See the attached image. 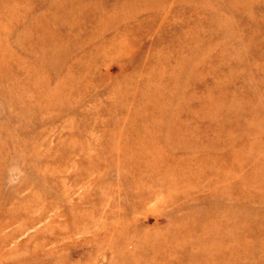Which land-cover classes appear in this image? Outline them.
<instances>
[{
    "label": "rangeland",
    "instance_id": "rangeland-1",
    "mask_svg": "<svg viewBox=\"0 0 264 264\" xmlns=\"http://www.w3.org/2000/svg\"><path fill=\"white\" fill-rule=\"evenodd\" d=\"M0 264H264V0H0Z\"/></svg>",
    "mask_w": 264,
    "mask_h": 264
}]
</instances>
